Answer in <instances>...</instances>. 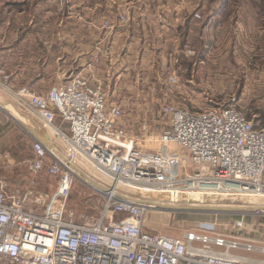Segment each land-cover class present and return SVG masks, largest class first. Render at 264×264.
<instances>
[{
  "label": "built area",
  "instance_id": "2783aa9c",
  "mask_svg": "<svg viewBox=\"0 0 264 264\" xmlns=\"http://www.w3.org/2000/svg\"><path fill=\"white\" fill-rule=\"evenodd\" d=\"M128 21L124 10L117 24ZM114 25L103 22L104 29ZM183 53L195 56L189 49ZM9 80L0 69V93L11 94L34 122L60 136L65 152L39 139L33 143L32 178L23 196H7L0 180V264H264V246L253 236L264 225L255 227L241 217L226 234L148 233L143 229L147 213L158 204L141 198L157 194L174 205L195 196L264 199V124L249 121L235 105L191 111L166 103L161 113L168 125L142 138L158 147L148 149L120 125L122 110L108 105L103 86L81 72L44 96L29 90L13 94ZM166 81L179 85L174 73ZM57 118L67 124L68 134L55 124ZM80 163L98 177L99 185L92 182V187L102 198L96 219L83 223L66 210L77 170L73 164ZM43 172L57 185L50 196L36 198L45 206L37 212L25 203ZM252 254L263 258H248Z\"/></svg>",
  "mask_w": 264,
  "mask_h": 264
},
{
  "label": "rangeland",
  "instance_id": "374dc122",
  "mask_svg": "<svg viewBox=\"0 0 264 264\" xmlns=\"http://www.w3.org/2000/svg\"><path fill=\"white\" fill-rule=\"evenodd\" d=\"M153 1L156 5L149 19H156L158 14L155 13L163 11V2L158 4L157 0H149L145 7L153 10ZM170 3L174 6L177 4L175 16L178 18L183 17L181 11L192 13L193 17L199 14V23L196 24H200V20L206 17L210 16V19L216 9L223 10V15L218 17V25L211 27V32L204 33L203 40L209 46L204 58L200 54L201 63L199 60L195 62L196 55L189 57L179 72H169L171 70L165 60L153 65L156 61L146 58V62L139 67L131 62H122V67L117 65L113 70L106 65V61H100L102 53L106 54V48L96 45L91 47L93 67L84 65V55L89 51L84 47V32L79 29L76 34L71 32L72 36H76V41L68 43L69 32H60L58 29L57 18H62L57 16L58 3L53 1L50 4L39 2V5L45 7V12H34L29 17L13 15L10 30L5 25L8 16L0 15V69L9 75V86L13 94L29 90L37 96H44L53 85L66 81L71 75L83 73L94 84L103 86L108 105L121 108L123 116L120 125L128 135L137 138L135 141L143 148H158L156 144L142 138L158 135L168 125V118L161 113L166 103L177 104L191 111L235 105L249 121L255 120L256 125H263L264 0H227L226 5H222L221 0H171ZM152 23H157V20ZM196 33L188 34L189 50L197 44ZM93 37V41L97 40L96 35L93 34ZM157 37V42L165 39L162 33L157 34ZM144 42L145 46L141 43L140 50L149 55L153 48L148 46L146 39ZM132 67L140 70L132 71ZM102 69H106L107 74H103ZM172 73L179 80L178 86L167 84L166 78ZM9 95L0 93V103L8 106L5 108L20 122L0 106V180L7 196L11 197L27 193L32 178L29 172L33 160L32 146L38 138L51 149H57L61 155L65 152V145L60 136L52 135L54 131L43 129L34 122ZM55 124L61 127L62 133L68 134L67 124L62 125L58 118ZM48 162L47 158L46 164ZM80 164H73L77 169L76 178L72 182L66 210L73 211L75 221L83 223L96 219L102 198L87 180L98 184V177ZM56 185V179L43 172L36 179L33 196L27 198L26 208L43 212L45 206L36 203V198L38 200L50 196ZM141 198L143 201L156 202L157 208L159 204L161 208L169 209L208 206L224 212L201 214L152 210L147 213L143 227L148 233L174 238L198 231L226 234L230 233L233 222L241 217L255 227L264 225V200L258 197L195 196L189 200L181 198L176 205L157 194L142 195ZM260 207L263 210L255 209ZM255 231L253 236L257 245L264 246V227H258ZM251 257L263 258L258 254Z\"/></svg>",
  "mask_w": 264,
  "mask_h": 264
},
{
  "label": "crops",
  "instance_id": "0c3cea01",
  "mask_svg": "<svg viewBox=\"0 0 264 264\" xmlns=\"http://www.w3.org/2000/svg\"><path fill=\"white\" fill-rule=\"evenodd\" d=\"M40 1L44 4H50L52 1L58 3L56 12L58 13L57 16L62 19L57 18V26L60 32L63 30L69 32L71 38L68 36V43L76 41V36H72L71 32L76 34L77 29L84 32V47L89 50L86 52L87 55H84V65L92 66L91 47L96 45L97 47L106 48V54L102 53L100 61L102 63L106 61V65L113 70L117 68V65L122 67V62L124 64L131 62L139 67L140 64L146 62L145 60H155L156 63H153V65L165 60L168 63H166L167 67L171 70L169 72H179L181 65L189 61L184 56L183 50L190 49L187 38L188 34H192L194 31H197L196 38L198 41L196 46L191 48L196 53L195 62L199 60V63H201L200 54H203L204 58L205 50L209 46L204 42V33H208L211 27L218 25V17L223 15V10L216 9L210 19V16L206 17L204 20H200V24H196L199 21L193 17L192 13L187 14L181 11L180 15L183 17H176L178 7L176 3L175 6L169 4L171 0L156 1L158 4L163 2V11L155 13L158 14L157 17L155 16L156 19H149L156 5L153 1V10L145 7L149 0H0V15L8 16V21L5 23L6 28H9L8 30L12 29L11 17L13 15L29 17L34 12H45V7L39 5ZM134 6L137 8H134ZM124 10L128 13L129 21L126 25L121 26L117 24L118 16ZM105 20L115 24L111 30L103 28ZM156 20L157 23H152ZM20 26L22 25L20 24ZM156 30L159 31L156 32ZM161 33L165 39L162 42L160 40L157 42L156 39H159L157 34L161 35ZM93 34L97 36L95 37L97 40L94 39L93 41ZM145 39L147 42L154 40L148 42V46L153 48V52H150L149 55H145V52L143 53L140 50L141 43H143L142 46H145ZM155 43H158L159 46ZM160 46L163 52H161ZM144 58L146 59L144 60ZM133 68L135 67H132V71L140 70L139 68L137 70ZM102 70L103 74H107L106 69ZM252 255L247 256L256 259L252 258Z\"/></svg>",
  "mask_w": 264,
  "mask_h": 264
},
{
  "label": "water",
  "instance_id": "95a60500",
  "mask_svg": "<svg viewBox=\"0 0 264 264\" xmlns=\"http://www.w3.org/2000/svg\"><path fill=\"white\" fill-rule=\"evenodd\" d=\"M157 209L166 210V211H173V212H188V213H201V214H204V213H224L222 210H219L216 208H211L208 206H205V207H192L191 206V207L174 208V209L158 207Z\"/></svg>",
  "mask_w": 264,
  "mask_h": 264
},
{
  "label": "bare ground",
  "instance_id": "6f19581e",
  "mask_svg": "<svg viewBox=\"0 0 264 264\" xmlns=\"http://www.w3.org/2000/svg\"><path fill=\"white\" fill-rule=\"evenodd\" d=\"M0 106H2V107H4V109H6L8 112H9V110L7 109V108H5V107H8V106H6L5 104H1L0 103ZM10 113V116H12L14 119H16L14 116H13V114L11 113V112H9ZM16 121H18L17 119H16ZM31 121V120H30ZM18 122H20V121H18ZM49 132H51V131H49ZM48 133V132H47ZM52 133V132H51ZM53 136L55 135V133H53L52 134ZM47 144V143H46ZM45 144V145H46ZM47 146V145H46ZM48 147V146H47ZM49 149H51L50 147H48ZM85 169V168H84ZM91 175V174H90ZM76 178V177H75ZM95 179V178H94ZM85 180V179H84ZM88 180V182H90L91 184H92V182L89 180V179H87ZM253 198H256V197H253ZM262 199V198H261ZM264 200V199H263ZM202 202V201H201ZM182 203V202H181ZM243 203V202H242ZM252 204V203H251ZM247 206V205H246ZM251 206H253V205H251ZM257 206V205H256ZM159 207H162V205H160L159 204ZM165 207H167V206H165ZM197 207H204V206H197ZM231 208V207H230ZM263 207H260V208H255L256 210H261ZM263 210V209H262ZM242 211V210H241Z\"/></svg>",
  "mask_w": 264,
  "mask_h": 264
},
{
  "label": "trees",
  "instance_id": "16d2710c",
  "mask_svg": "<svg viewBox=\"0 0 264 264\" xmlns=\"http://www.w3.org/2000/svg\"><path fill=\"white\" fill-rule=\"evenodd\" d=\"M222 1V5H226L227 0H221Z\"/></svg>",
  "mask_w": 264,
  "mask_h": 264
}]
</instances>
